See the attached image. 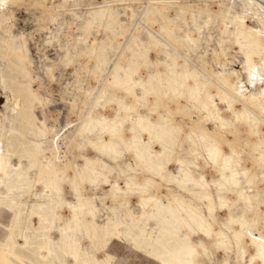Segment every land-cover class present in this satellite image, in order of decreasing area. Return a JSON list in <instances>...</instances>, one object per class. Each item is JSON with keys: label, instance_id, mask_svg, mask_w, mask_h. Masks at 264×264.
<instances>
[{"label": "rangeland", "instance_id": "rangeland-1", "mask_svg": "<svg viewBox=\"0 0 264 264\" xmlns=\"http://www.w3.org/2000/svg\"><path fill=\"white\" fill-rule=\"evenodd\" d=\"M246 10L239 0H10L0 6V54L22 64L26 88L25 116L14 119L8 134L0 122V264L235 258L234 232L221 209L231 203L230 187L223 190L218 175L194 162L224 125L240 138L245 161L254 147L246 109L221 102L219 92L234 100L226 60L241 67L244 59L234 47L224 58L225 36L214 17ZM100 123L119 128L108 149L99 146ZM53 158L70 168L56 174ZM203 221L225 231L226 254L204 252Z\"/></svg>", "mask_w": 264, "mask_h": 264}, {"label": "bare ground", "instance_id": "bare-ground-1", "mask_svg": "<svg viewBox=\"0 0 264 264\" xmlns=\"http://www.w3.org/2000/svg\"><path fill=\"white\" fill-rule=\"evenodd\" d=\"M9 1L0 0V5ZM228 1L235 3L236 0ZM239 1L247 7L249 14L220 12L214 16L225 36V41L221 43L224 58L226 49L234 47L236 53L244 59L241 67H235L236 62L225 59V75L227 79H232L231 95L234 100L226 97L223 92L219 94L226 108L240 104L246 109V114L249 111L254 114L252 118L246 114L243 116L246 134L255 140L254 147L247 151L249 161H245L240 138L224 125V132L209 141L210 147H204L194 163L197 169L218 175L221 179L220 187L223 190L230 187L233 196L230 198L231 203L222 202L221 209L228 222V230L234 232L238 251L235 258L228 254L221 259L220 264H264V0ZM252 20L258 25L257 28L253 26ZM192 42L197 40L192 38ZM21 76L22 64L17 59L0 54V95L4 98L5 110V114L0 116V122L6 134L14 127L15 118L25 116L22 100L26 88ZM100 126L105 137L100 140L99 146L108 149L112 147L110 140L119 135V128L117 124L106 128L100 123ZM50 165L56 174L70 168L57 158H53ZM201 184L203 193L210 190L204 180ZM237 202H242L239 209ZM253 206H256L257 211L252 209ZM203 223L199 244L204 252L213 258H218L217 254L222 252L226 254L231 244L226 239L225 231L217 227V224V230H214L213 225L205 221ZM21 240L22 246H26L24 236Z\"/></svg>", "mask_w": 264, "mask_h": 264}, {"label": "snow or ice", "instance_id": "snow-or-ice-1", "mask_svg": "<svg viewBox=\"0 0 264 264\" xmlns=\"http://www.w3.org/2000/svg\"><path fill=\"white\" fill-rule=\"evenodd\" d=\"M0 6H6V4L5 5H0Z\"/></svg>", "mask_w": 264, "mask_h": 264}]
</instances>
